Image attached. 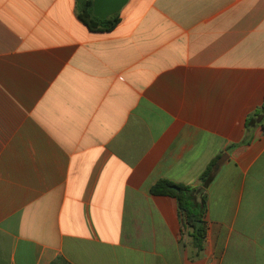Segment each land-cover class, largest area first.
Listing matches in <instances>:
<instances>
[{"label":"crops","instance_id":"0c3cea01","mask_svg":"<svg viewBox=\"0 0 264 264\" xmlns=\"http://www.w3.org/2000/svg\"><path fill=\"white\" fill-rule=\"evenodd\" d=\"M119 14L96 33L77 0H0V264H264V0ZM217 157L198 251L151 189Z\"/></svg>","mask_w":264,"mask_h":264},{"label":"trees","instance_id":"16d2710c","mask_svg":"<svg viewBox=\"0 0 264 264\" xmlns=\"http://www.w3.org/2000/svg\"><path fill=\"white\" fill-rule=\"evenodd\" d=\"M79 19L87 26L91 32H109L120 22V14H116L107 19H99L93 13L92 0H77ZM260 120V124H257ZM261 125L264 129V103L247 121V129ZM220 158L211 161L206 170L201 175L202 188H194L182 184H174L167 180L157 182L151 189L153 195L168 196L175 198L178 203L182 221L192 230L193 244L198 251L203 249L205 230L203 228L204 218L207 210V195L205 190L213 181V171ZM178 188L179 190H175ZM199 199V202L197 201ZM202 222V226L197 229V224Z\"/></svg>","mask_w":264,"mask_h":264},{"label":"water","instance_id":"95a60500","mask_svg":"<svg viewBox=\"0 0 264 264\" xmlns=\"http://www.w3.org/2000/svg\"><path fill=\"white\" fill-rule=\"evenodd\" d=\"M93 13L99 19H107L120 13L130 0H92ZM175 190H179L175 188ZM202 226V222L197 224V229Z\"/></svg>","mask_w":264,"mask_h":264}]
</instances>
